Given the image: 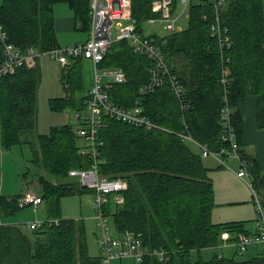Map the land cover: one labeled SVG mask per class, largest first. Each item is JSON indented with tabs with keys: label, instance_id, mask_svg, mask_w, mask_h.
<instances>
[{
	"label": "trees",
	"instance_id": "trees-1",
	"mask_svg": "<svg viewBox=\"0 0 264 264\" xmlns=\"http://www.w3.org/2000/svg\"><path fill=\"white\" fill-rule=\"evenodd\" d=\"M91 0H0L1 21L9 41L22 52L29 47L40 51L60 47L57 39L54 6L66 3L74 11L78 30L91 28ZM154 0H132V19L143 32V23L161 18L152 10ZM177 0H174V7ZM216 11L213 0H192L187 27L164 36H149L161 45L165 58L185 89L188 112L168 85L154 92H144L149 80L150 59L133 50L127 39L109 47L103 67H122L127 75L123 83H112L108 94L117 105L132 107L137 102L155 126L146 128L105 116L98 132L99 173L108 178H123L128 187L121 192L123 202L109 195L105 214L116 232L125 230L142 234L150 250L168 251V259L147 256L132 264H232L217 254L211 259L201 253L209 247H220L222 234L229 231L230 240L247 232L243 222L216 223L212 220L215 205L213 183L197 145L180 135L188 131L200 143L214 150L227 146L220 121L227 70L229 101L236 109L232 121L239 135L244 119L238 103L247 95L257 96V121L264 127V0H226L221 21L228 27L230 47L221 48L211 33ZM79 57L62 68L61 78L67 89L64 97L50 99L53 110L86 108L88 95L76 106L82 87ZM41 79L39 65L20 67L15 73L0 77L1 145L10 149L28 141L26 133L36 126L37 89ZM33 144V162L56 178L39 177L47 219L39 229L24 231L20 224H0V264H103L102 255L89 252L87 224L83 218H66L62 200L65 196L94 194V189L71 176V169H87L91 154L84 151L85 139L74 125L52 126L48 133L38 134ZM249 163L254 188L264 196V180L256 159L239 150ZM2 215L11 216L20 209L18 195L1 193ZM264 206V201H263ZM57 219L58 222L53 220ZM98 238V234H97ZM117 264H128L123 260Z\"/></svg>",
	"mask_w": 264,
	"mask_h": 264
},
{
	"label": "built area",
	"instance_id": "built-area-1",
	"mask_svg": "<svg viewBox=\"0 0 264 264\" xmlns=\"http://www.w3.org/2000/svg\"><path fill=\"white\" fill-rule=\"evenodd\" d=\"M192 0H181L183 9L180 14H175L174 0H154L152 10L161 15L168 32H175L178 21L183 15L188 17L189 6ZM216 18L211 26V33L217 37L221 48L230 47L232 40L228 33V27L221 21V9L226 0H213ZM91 28L89 38L84 42L74 45H65L47 51H40L35 47H29L22 52L19 47L9 41L0 16V77L15 73L20 67H36L41 55H50L57 59L63 67L69 66L74 59L83 58L91 60L94 64V79L86 99L85 112H76L80 120L76 128L77 133L85 139L84 151L91 154L92 165L87 169H71L70 175L78 177L82 184L93 188L92 202L97 217L98 243L101 249L103 264H117L118 261L131 258L136 262H142L147 256H156L159 260L168 259V251L164 249L150 250L142 240V234L131 230L121 233L116 232L110 225V217L105 214L104 205L108 202L109 195H114L116 202L122 203L121 192L128 187V181L123 178H108L99 173L98 151L96 149L98 132L104 125L105 116L124 121L136 126L151 128L155 126L152 119L144 112V108L138 102L132 107H122L113 102L108 94V88L112 83H123L127 75L122 67L101 66L111 44L117 40L127 39L133 50L142 53L150 59L149 80L142 87L144 92H154L157 88L168 85L172 93L182 101V109L188 112L190 106L185 101V89L177 74L168 64L160 44L140 31L136 22L132 19V0H91L90 1ZM154 21V18L150 19ZM228 71H223L222 83L225 85L223 105L220 121L224 128L222 138L229 144L214 150L208 143H200L188 131L185 123V131L180 135L184 140L194 142L200 149L203 158L214 157L221 164L230 167L226 157H235L241 160V169L238 175L244 177L248 174L249 165L239 151L237 133L232 121V115L236 109L229 101V91L226 83ZM257 225L256 233H241L236 239L235 245L240 253L246 251L249 246L260 245L264 249V206L255 192ZM19 206H31L36 210L44 203L42 195L34 190L26 191L18 197ZM58 222L57 219L53 220ZM42 220L27 223L30 229H39L43 225ZM227 233L222 237L227 239ZM222 246V245H221Z\"/></svg>",
	"mask_w": 264,
	"mask_h": 264
},
{
	"label": "crops",
	"instance_id": "crops-1",
	"mask_svg": "<svg viewBox=\"0 0 264 264\" xmlns=\"http://www.w3.org/2000/svg\"><path fill=\"white\" fill-rule=\"evenodd\" d=\"M54 14L56 17L57 39L60 46L74 45L79 42H84L89 38V31L83 32L82 30H78L74 19V11L66 3L56 4L54 6ZM81 66L82 87L78 90L77 107L81 105L82 98L88 95L94 79L93 62L88 59H83ZM236 108H239L244 119L243 129L236 137L239 150H244L245 154L256 159L264 180V127H260L257 121V96L253 94L247 95L238 103ZM225 160L230 167L221 164L214 157L204 158V164L209 169L208 174L214 189L215 205L212 210V220L216 223L243 222L247 232L241 233H256L258 225L255 192H257L262 202L264 201V196L254 188L249 165L247 167L248 174L242 177L238 175V171L241 169V160L235 157H226ZM0 171L2 176L1 193L3 195L7 197L18 195L20 197L26 191L30 190L18 191L9 189V187L4 188V171L2 172V168H0ZM36 192L41 195L40 191L37 190ZM43 205L44 203L38 206L36 210L32 207L33 211H28L26 209L27 206L20 207L11 216L2 215L0 208V224H19L22 222L27 224L35 220L44 221L48 217L41 210ZM64 217L66 216L64 215ZM223 233H227L228 235L226 236L227 239L222 237L223 243L220 246V253L217 254L220 258L230 260L232 264H264V249L262 246H249L246 251L240 253L235 242L230 240L232 234L229 231Z\"/></svg>",
	"mask_w": 264,
	"mask_h": 264
},
{
	"label": "rangeland",
	"instance_id": "rangeland-1",
	"mask_svg": "<svg viewBox=\"0 0 264 264\" xmlns=\"http://www.w3.org/2000/svg\"><path fill=\"white\" fill-rule=\"evenodd\" d=\"M183 9L181 0H177L175 14H180ZM178 28L183 29L188 25V17L183 15L178 21ZM143 31L146 35L157 34L164 36L168 34L165 22L160 19L154 21L147 20L143 23ZM84 32V31H83ZM41 71V79L37 89V117L36 126L32 131L26 133L28 141L16 144L10 149H5L0 145V168L4 171V188L14 190H38L41 192L39 177L44 175L46 178L56 180L54 176L48 173L44 167L33 162V148L30 142L37 145L38 134L48 133L52 126L62 124H72L75 128L79 126L80 120L76 112H85V109L76 111L70 107L62 111L53 110L50 106V99L54 97H64L67 95V89L62 81V64L50 55H41L38 59ZM1 135V124H0ZM196 145V144H195ZM93 194H83L82 196L73 195L65 196L62 200L63 213L66 217L76 219L83 218L87 224V239L89 252L92 256L101 255V249L98 243L97 217L95 214L94 204L92 202ZM28 211H33L31 206H27ZM41 210L47 217L46 208L43 205ZM45 217V218H46ZM24 231H31L25 222L19 223ZM110 225L114 229V223L110 219ZM220 253V247H209L203 249L201 253L194 252L193 257L198 259L203 256L210 259L214 254ZM125 263L132 264L135 260L128 258L123 260Z\"/></svg>",
	"mask_w": 264,
	"mask_h": 264
}]
</instances>
